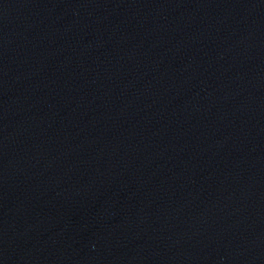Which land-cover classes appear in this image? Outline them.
<instances>
[{"label": "water", "instance_id": "95a60500", "mask_svg": "<svg viewBox=\"0 0 264 264\" xmlns=\"http://www.w3.org/2000/svg\"><path fill=\"white\" fill-rule=\"evenodd\" d=\"M0 264H264V0H0Z\"/></svg>", "mask_w": 264, "mask_h": 264}]
</instances>
